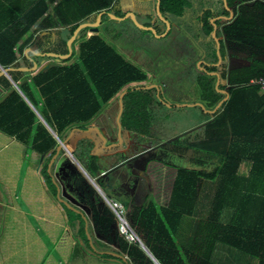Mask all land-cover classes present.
Here are the masks:
<instances>
[{"label": "trees", "instance_id": "16d2710c", "mask_svg": "<svg viewBox=\"0 0 264 264\" xmlns=\"http://www.w3.org/2000/svg\"><path fill=\"white\" fill-rule=\"evenodd\" d=\"M15 1L17 0H0V68L4 69L30 66L26 62L20 63L19 59L25 60L23 51L31 45L34 34L47 28L43 26V21L34 29L46 10V0L28 9L23 8L19 1L15 4ZM117 1L59 0L57 8L71 5V15L58 16L55 24L56 27H70L67 39L61 42L64 47L61 54H67L66 41L79 24L93 15L96 17L102 11L112 13V4ZM218 2L220 15L228 18L224 1ZM226 3L233 10L234 18L230 23L216 22L218 28H221L218 36L223 37L219 41L222 62L209 72H216L222 80L227 81L226 85L219 86L218 89L226 90L229 97L211 116L212 120L200 129V134H196L197 130L179 138L166 145L170 148L164 152L166 158L157 156L152 159L176 168L177 174L167 206L145 202L141 207L134 206L129 213L130 225L140 236L139 238L137 235L147 252L137 242L129 245L118 235L114 216L100 194L77 166L66 158L71 174L76 177L75 184L88 187L94 198L90 205L91 226L96 235L93 241L102 252L110 251L127 257V264H155L150 256L156 264H216L212 257L219 245L237 251L235 254L246 262L264 264V95L260 94L258 86L250 84V80L264 76V2L226 0ZM40 5L42 10H39ZM192 6L191 0H160V12L174 17L184 15L185 10ZM116 13L121 17L125 15ZM106 18L109 16L105 15L103 20ZM150 19L152 22L147 24L150 27H154L159 21L156 15ZM212 19L214 20V15L211 11L198 18L204 24L205 36L211 38V44L216 46L212 39ZM155 29L159 34V29ZM86 30L88 29L82 30L80 35ZM79 43V52L75 51L72 58L65 61L70 62L77 54L78 60L75 63L66 66L53 63L35 76L16 70L10 72V78L18 90L8 78L0 77V86L8 91V95L0 101V133L15 139L13 146L24 148L26 155L23 172L29 166L32 155H36V163L42 159L41 175L53 199L56 187L47 172V166L59 145L57 140L65 141L74 127L85 132H76L67 143V148L72 152L71 145L83 135L94 137L96 149L93 154L90 150L93 146L88 147L83 142L87 157L83 159L86 155L83 153L77 158L87 173L92 178H97V184L102 189L104 182L100 175L104 170L99 163V156L117 152L121 148L124 150L129 145L132 156L148 149L142 143L149 137V121L144 111H136L145 101L139 107L136 102L138 96L150 90H129L123 97V146L104 150L101 147L102 140L96 133H86L115 96L131 83L146 81L147 76L125 60L101 35H92ZM74 45L75 43L73 47ZM225 45L232 58L245 54L248 64L228 71L223 59ZM217 57L214 53V63H217ZM215 81L216 78L211 76L209 82L202 85L201 97L206 111H213L225 97L217 92ZM112 129L113 127L109 130ZM131 136L136 138L133 144L128 140ZM158 145L155 144L154 147ZM49 152L51 153L48 154ZM187 153H192L188 157V167H178L175 162L184 161L189 155ZM65 154L61 150L59 156ZM171 158L175 162L167 163V159ZM119 160H126L123 153ZM242 166L248 168L246 173L240 172ZM208 181L213 185L211 191H214L209 196L201 194L203 185ZM105 197L111 201L108 195L105 194ZM207 197L210 205L207 211L199 214L198 203L201 198ZM124 206L127 208L125 203ZM22 208L29 212L26 206L23 205ZM65 209L69 226L75 230L80 224L76 236L79 240L75 238V256H72L75 259L91 248L82 216ZM194 216H197L194 224L183 222L184 217ZM29 221L32 226H36L34 230L47 249L39 264H48L52 259L57 264H66L55 250L59 242L51 244L33 216H29ZM186 225L192 230L188 242L180 238V232L186 229ZM112 247L114 248L111 249ZM99 259L123 264L110 256Z\"/></svg>", "mask_w": 264, "mask_h": 264}, {"label": "crops", "instance_id": "0c3cea01", "mask_svg": "<svg viewBox=\"0 0 264 264\" xmlns=\"http://www.w3.org/2000/svg\"><path fill=\"white\" fill-rule=\"evenodd\" d=\"M18 1L19 3H21V6L23 8L28 9L32 5L33 6L36 5L38 4V2L42 0H17L15 1V4H18ZM46 1H47L46 10L43 14V17L36 22L34 29L38 27L39 24L43 21H44L43 26L47 28L44 30H40L39 32H36L34 34L32 43L28 47L32 50V53L28 52L26 55L25 54V50L27 49L26 48L23 51V56L25 60L23 58L19 59L20 63H25V62L29 63L31 67L33 66V64H36L38 66L39 72L42 71L43 67L45 66H48L53 63L56 64L53 58L46 57L44 56V54L54 53L57 55H62L61 51L64 50V47H62L61 42L62 40L67 39V36L69 34V28H70L67 25H64V26L59 25L58 27H56L55 24H56V20L58 16L69 17L71 15V9H70L71 5L69 7L62 6L60 8H57V3L59 0H46ZM260 1L264 2V0H260ZM201 5L202 6L200 10V16H204V13H205L204 9H207L208 7H210V9L212 10L210 11L214 15V20H216L215 24L217 21H225L227 23H230L234 18V13L232 9H230L233 15L231 20H229L230 13L227 10L226 11L229 13L228 18L222 17L220 15L221 8H220L218 0H214L212 2H207V0L205 1L202 0ZM42 8L43 7L40 5L39 10H42ZM112 8H114L112 13L116 15H117L116 12L123 13V14L130 12V11L125 12V8L122 6L119 8L116 5V2L112 4ZM133 12H135L137 15H140L146 18L147 21L146 23H142L143 25L147 26L148 23L152 22V19H150L151 18L150 8H149V11L147 12L140 11V10L138 11L134 10ZM191 15H192L191 13H187V14H184V16L182 15V17L180 16V18H178L179 23L190 22L192 18ZM193 15L195 16L194 13ZM212 20H211V23H212ZM54 26L55 28H52ZM156 27L160 31L158 35L162 34L164 29L162 30L161 28L163 26L161 25L160 27L156 25ZM220 29L221 28H218L217 26V29H216L217 36L219 34ZM185 32L189 38H191L194 42L197 43L199 50H203L204 48L205 50H207L208 60H206V62L208 63V65H211V67L218 66L217 65L218 61L217 63H214L215 45L211 44V38L205 36L203 29L198 30L195 27L193 28L189 25V29L185 30ZM213 32H212V39L214 40ZM218 39L219 41L223 40L222 35L218 36ZM74 48L75 46L73 47V50L75 53V51L77 50ZM218 51H219V48H218ZM229 58H232V57L230 56L229 51L227 50V46L225 45V55L223 57L225 63L228 62ZM199 59L200 60L202 59L205 61L204 55L201 56V58ZM204 61H201L200 65H202ZM244 61H245L244 63L248 64L246 58L244 59ZM221 62H222V58H221ZM69 64H70L69 62L60 61L57 65L66 66ZM30 66L23 65L22 67L30 68ZM227 70L230 71L231 69H227ZM35 75L36 73L31 74V76H35ZM220 81H223V83H221ZM218 82H220L218 87L227 84V81L222 80L220 77H219ZM139 83H131V84L133 85V84H139ZM214 86L216 88V83ZM119 94L117 95V97L115 96L109 102L107 106H105L102 114H100L86 130V133H88L87 131L90 128L97 127L103 131H106L107 133L106 137L108 139L107 145H111L112 143H117V117L119 115ZM7 95H8V91H6L2 86H0V101L3 100ZM117 99H118V104L115 105V102ZM199 101L202 102L203 105L205 104L202 98ZM123 111H124V107H123ZM211 116L212 115H209V119L202 121L200 124L206 121L210 122L212 120L210 119ZM120 124H121V118H120ZM205 124H202V126L200 127H203ZM112 127L113 129L112 131H110L109 129ZM114 128H116V131H114ZM74 129H79V128L74 127L73 129H71L69 131V136H70V133ZM79 131L85 132L84 130H81V129H79L76 132H79ZM75 133L73 134V136L75 135ZM92 133H95V132H92ZM128 140L130 143H133L136 140V138L132 136V137H129ZM83 142L87 143L88 147L89 145L93 146L92 149H90L92 150L91 153L93 154L94 150L96 149V141L93 136H87V135H83L82 137L77 139V141L74 144L71 145L72 152L70 151L69 152L73 155L75 159L71 158L67 152H66L67 153L66 155L59 156V153L61 150L58 152V154L55 151V154L53 155V157L54 156L56 157L51 165L49 172L47 169V172L49 173L51 177L52 183L55 181L59 188V191H58L57 187L54 185L56 187V196H55V199H53L50 193L48 192L44 177L41 175V169H42L41 160L42 159L36 163V161H38L36 158V155H32V158L29 160V166L25 167V171L23 172L24 168H22V166H23V161L25 160V155H26L24 148L19 145L13 146V144L16 143L15 139H11L7 137L6 135H3L2 133H0V242L1 241L4 242L3 251H0V264H29L30 260L34 264H39L41 260L40 259L41 252H40L39 244L37 243H40L43 246L44 254L47 251L40 237L37 235L36 231L34 230V227L31 225L29 221L30 215L36 219V222L38 223V225L40 226V228L42 229L46 237L49 239L51 244H56V242H59L58 247L56 246V249H55L59 258L62 257L66 259L69 257V254L71 253V251L75 249L74 246H76V243H75L76 239L79 240V238H77L76 236H78V233L80 230V224L78 223L75 230H73L69 226V217L65 209L68 207H66L65 204L60 203L59 198L68 202L75 209L83 212V215L87 218V221H85L83 216L80 214L82 216L83 222L85 223V234L86 236L87 234H89L92 238V244L94 243L93 239L96 238V235L91 226L92 214L90 211V205L92 201H94V198L91 196V190L88 187H82V186L79 187L75 184L74 181L76 177H74L71 174V170L68 168L66 164V158H69L77 166V168L84 174V176L89 181L91 186L97 191L95 186L89 180V177H87V174H88L87 171L85 170L82 163L77 158V156L81 157L83 153L86 154L83 150L84 149ZM102 145H103V141H102ZM123 145H124V139L122 141V144L117 147H120ZM130 146L131 145H129L128 147H125L124 150H122L121 148L117 152H112L109 154H104V155L99 156L100 158L99 163L103 167V170H104V172H101L102 174L100 176H102L104 173H107L104 177H102L103 182H104L103 187L110 194L111 201H115L113 184L115 183L116 179H118L119 177H124L126 173H128V171L130 170H132L133 175H135L137 172H139L140 169L143 170V174H145V176L150 179V175L152 172L150 169L149 170L147 169V163L150 161L156 162L155 160H152V158L147 159L148 156H151V154L149 153H146L147 155L145 153L143 154L141 153L142 155L132 156V154L129 153L131 151ZM117 147H113V148H117ZM102 149L104 148L102 147ZM111 149H104V150H111ZM50 153L51 152H49L48 154ZM122 153L126 157V160L124 161L119 160L120 154ZM86 157H87V154L85 155L83 159H86ZM75 160H77V162L82 166V168L86 171L87 174L83 172V170L81 169V167H79V165L77 164ZM247 171H248V168L246 166L241 167V170H240L241 173H246ZM92 179L95 180V182L97 183V180H96L97 178H92ZM151 186H152V183H151ZM100 189L103 192V195L105 197L103 189L101 187ZM19 199L22 201L23 204L21 203ZM23 205L26 206L29 212H27L26 209L22 208ZM199 205H200V202L198 203V206ZM196 219H197V216L195 217L192 224L195 223ZM32 236L34 237H33L32 245L30 246L28 242H30V237ZM81 244L84 245L83 243ZM93 248L98 253H112L110 251L102 252V250H100L95 243L93 244ZM24 249L27 251L28 254L30 253L29 256H26V254L23 253ZM85 252H86L85 254L82 253L84 257L88 255V256L94 257L95 259L101 260L99 259L101 257H98L93 254L92 249L91 250L86 249ZM103 261H106V260H103ZM56 263L57 262H55L53 259L48 262V264H56Z\"/></svg>", "mask_w": 264, "mask_h": 264}, {"label": "rangeland", "instance_id": "374dc122", "mask_svg": "<svg viewBox=\"0 0 264 264\" xmlns=\"http://www.w3.org/2000/svg\"><path fill=\"white\" fill-rule=\"evenodd\" d=\"M201 2L202 0H197L198 4H201ZM119 5H117L119 8L121 6L125 8V12L134 10L147 12L149 11V8L150 10H153L154 0H120ZM137 18L140 24L146 23L147 21L146 18L140 15H137ZM157 18L159 19L158 23L160 24L161 19L158 16ZM95 19L96 17L93 15L86 22L94 23ZM189 25H192L191 22L180 24L171 23L168 35L162 38H157L148 31L138 29L130 18L117 20L109 17L104 20L99 32L95 33L89 29L83 31L80 40L75 42L74 49L77 50V53L79 52L80 41L84 40V38L87 39L92 35H101L102 38L109 45L115 48V50L121 54L125 60L134 65L137 69H140L147 76L146 81L139 84H129L126 87L134 88L154 86L153 88L148 89L150 92L138 96L136 102L139 107L142 101H145V103L142 104L143 106L140 109H136V111L137 113L144 111L147 121H149L147 124V126H149L147 131L149 137H147L144 141V146L147 148H154L155 144H159L158 146L163 145V149L168 151L170 148L165 146L168 141L184 136L185 134L187 135V133L195 131L197 128L199 129L202 124L208 122L206 121L200 124L202 121L208 120L209 115L206 114V109L200 105L203 103L199 100L202 98L201 95H203L204 84L209 82V79L212 76L211 73H214L209 72L213 66L211 67V65H208L206 62V60H208L207 50H205V48L203 50H199L197 43L187 36L185 30L189 29ZM161 29L163 30L164 28L162 27ZM165 31L166 27L164 33ZM215 43L217 46L216 40ZM216 46L215 54L217 55ZM203 55L205 57V61L199 59ZM245 56L246 55L241 54L237 58H229L228 62H226L228 69L246 66L247 63H244ZM77 60L78 56L76 54V56H74L69 63H75ZM201 61H204L202 65H200ZM217 81L218 79H216L215 83H217ZM116 104H118V99L115 102V105ZM200 132L201 130H198L196 134H200ZM192 138H194V135ZM187 154L189 155L185 157L186 159H184V161L181 160L182 162L177 161L176 163L174 158H171L167 159V163L171 162L172 164V162H175L178 167H188V157H190V154L192 155V153ZM155 155L157 154L152 152L151 156H148L147 159L156 158ZM147 169H150L152 172L150 175L152 192H149L146 201L142 198L143 194L137 207L142 206L145 202H152L157 206H167L172 185H174L176 178L177 169L165 163H158L154 161L147 163ZM212 186V183L209 181L206 182V184L203 185L202 194L208 196L209 193L212 194L214 192L210 190L212 189ZM103 191L104 194H109L104 187ZM108 196L111 198L110 194ZM102 200L108 207L103 198ZM114 200L123 205L126 212L125 217L130 225L129 213L134 209V205H128V203H125L128 207L126 208L123 200L117 199L116 197H114ZM209 205L210 202L208 197L201 198L200 205L198 206L199 214L207 211ZM101 206L102 205H100V207ZM108 209L110 210L109 207ZM194 219L195 216L192 218L184 217L183 222L186 221L192 224ZM33 227L36 228L35 225H33ZM191 235V227L189 228L187 225L186 229L180 232V238L182 241L188 242V238H190ZM33 237L34 236L30 237V242H28L30 246L32 245ZM87 239L92 249V242L89 240L88 234ZM3 243V241L0 242V251H3ZM37 244H39L42 258L44 248L40 243ZM113 248L114 247L111 249ZM74 251L75 250L73 249L69 254V257L66 259L61 257V260L66 264L117 263L114 260L108 262L103 260L101 261L88 255L84 257L82 253L85 254L86 252L80 253L79 256L74 259ZM235 252L237 251L223 245H219L217 250L214 251L212 260L216 264H255L256 261H252L251 263L246 262L243 258L238 257ZM23 253H25L26 256H29L30 254H28L25 249L23 250ZM29 264L34 263L30 260Z\"/></svg>", "mask_w": 264, "mask_h": 264}, {"label": "water", "instance_id": "95a60500", "mask_svg": "<svg viewBox=\"0 0 264 264\" xmlns=\"http://www.w3.org/2000/svg\"><path fill=\"white\" fill-rule=\"evenodd\" d=\"M223 1H224V4H225V5H224V6H225V9L230 13L229 20H231L232 17H233V15H232V11L227 7L226 0H223ZM159 6H160V0H156V14H157V16L161 19V21L165 24V26H166V31H165V33H163V34L158 35L157 32H156V30L154 29V27L145 26V25L140 24V23L138 22L137 14H136L135 12H133V11L128 12L124 17H118V16L114 15V13H107V12H105V11H102V12H100V13L96 16V19H95L94 23L84 22V23H81V24H79V25L77 26V28L73 31L71 37H70V38L67 40V42H66L67 51H68L67 54H65V55H57V54H54V53H46V54H44V56H46V57H50V58H53V59H54V62H55L56 64H58L60 61H66V60L70 59V58L72 57L73 53H74V50H73V44H74L76 41H78V40L80 39V37H81L80 32H81L82 30H84V29H89V30H91V31H93V32H95V33L99 32V30H100L99 28H100L101 23H102V17H103L104 15H106V14H107L109 17H112V18L117 19V20H125V19H129V18H130V19L135 23V25L137 26L138 29H141V30H144V31H148V32L152 33V34H153L155 37H157V38H162V37H164V36L167 34V32L170 30V21L168 20V18H166L167 15L164 16V15L160 12ZM215 21H216V20H212V24L214 25L213 38L217 41V55H218V65H219L220 62H221V57H220V54H219V51H218V48H219V39H218V37H217V35H216L217 25L215 24ZM28 52H31V53H32V50H31L30 48H27V49L25 50V54L27 55ZM38 55H40V54H38ZM46 67H47V66L43 67V70H44ZM15 70H16V71L28 72V73H31V74H33V73L38 74V73H39V71H38V66H37L36 64H33V66L30 67V68H26V67H21V68H17V69H15V68H7V69L0 68V77H1V76H5L6 78H8V79L11 81V83L13 84V86L15 87V89H17V90H18L17 85L13 83V81L11 80L10 75H9L10 72L15 71ZM40 72H41V71H40ZM211 74L214 75V76H216L217 79L219 80V75H218L217 73H211ZM220 82L223 83V81H220ZM220 82L217 81V83H216V89H217V92H221L222 94H224V95H225V98L222 99V100L218 103V105L213 109V111H205L206 114H208V115H214V114L218 111L219 107H220L224 102H226V100H227V98H228V96H229V94L227 93L226 90H219V89L217 88ZM153 87H154V86H150V87H149V86H144V87H134V88L126 87V88H125V89L119 94V115H118V117H117V143H112L111 145H107V143H108V139H107V137H106L107 133H106V131H103V130H101L100 128L92 127V128H90L87 132H89V133H90V132H91V133H92V132L97 133V134L99 135V137H100V138L102 139V141H103V145H102V147H103L104 149H111V148H113V147H117V146L121 145L123 139H122V127H121V124H120V118H121V115H122V112H123V97L128 93L129 90H132V91H134V90H148V89L153 88ZM200 105H201L202 107H204L203 104H200ZM184 106H189V105H184ZM200 128H202V127H200ZM200 128H199V129H200ZM199 129H197V130H199ZM78 130H79V129H74V130L70 133V136H69L65 141L57 140V141H58V144H59L58 147L56 148V152H57V154H58V152H59L60 150H65L71 158L75 159V158L73 157V155H72V154L69 152V150L67 149V143L70 141V139H71V137L73 136V134H74L76 131H78ZM197 130H195V131H197ZM195 131L189 132V133H187V134H192V133L195 132ZM185 135H186V134H185ZM185 135H184V136H185ZM184 136H180V137H178V138H176V139H174V140L168 141L166 144L174 143L176 140H178L179 138H182V137H184ZM151 151H152V150H148L147 152H145V154H146V153H150ZM142 154H143V153H142ZM142 154L140 153L139 155H142ZM139 155H137V156H139ZM146 155H147V154H146ZM55 157H56V156H54V157L51 159L50 163L48 164V168H47V169H48V172H49V170H50V168H51V165H52V163H53ZM75 161L77 162V160H75ZM77 164L79 165V167H81V169L83 170V172L86 173V171L82 168V166H81L78 162H77ZM124 164H125V163H124ZM86 174H87V173H86ZM106 174H107V173H104L101 177H104ZM87 177H89V180H90V181L92 182V184L95 186V188L97 189V191L99 192V194L102 196V198L105 199V197H104V195H103V192L101 191L100 187L97 185V183L95 182V180H93L88 174H87ZM53 183H54V185L57 187V190L59 191V188H58L57 183H56L55 181H54ZM59 202L62 203V204H65L66 207H68L69 209L73 210L74 212L81 214V215L83 216V218L85 219V221H87V218L83 215V212H82V211L75 209V208L72 207L68 202H66V201H64V200H62V199H60V198H59ZM88 236H89V240L92 242L91 236H90L89 234H88ZM142 248L144 249V251H146V249L144 248V246H142ZM92 252H93L94 255H96V256H98V257H103V256L106 255V256H110V257H112V258H114V259L120 260L123 264H127V263H128L127 257H124V256H122V255H117V254H112V253H98V252H96V251L94 250V248H93V244H92ZM146 252H147V251H146ZM148 255H149V254H148ZM149 256H150V255H149ZM150 258H151L152 261H154V263L156 264V261H155L151 256H150Z\"/></svg>", "mask_w": 264, "mask_h": 264}, {"label": "flooded vegetation", "instance_id": "af4514ba", "mask_svg": "<svg viewBox=\"0 0 264 264\" xmlns=\"http://www.w3.org/2000/svg\"><path fill=\"white\" fill-rule=\"evenodd\" d=\"M203 1H205V0H203ZM207 1L212 2V0H207ZM191 2L193 4L192 8L186 9L184 14L191 13L193 15V13H194L195 16L191 15L192 18H191L190 22L192 25H190V26L193 28L195 27L198 30H202L204 28V24L202 22H200V20H198V18L200 17V10H201L202 2H201V4L200 3L198 4L197 0H191ZM119 4H120V0H118L116 2V5H119ZM159 9H160V6H159ZM113 10H114V8H112V12H113ZM204 10H205V13H207L211 9H210V7H208L207 9H204ZM107 13H109V12H107ZM150 13H151L152 17H153V15L157 16V14H156V0H154V8H153V10H150ZM126 14L127 13H125V15ZM163 15L164 16L167 15L166 18H168V20L170 21V25H171V23L180 24L179 19H178L180 17H174V16L169 15L168 13H164ZM124 16H122V17H124ZM103 17H102V23H101V26L99 29H101L102 24L104 23ZM119 17H121V16H119ZM156 25H158V26L162 25L164 27V30H165L166 26L162 21L160 22V25L158 22H156L154 25V29H155ZM163 33H164V31H163ZM168 33L166 35H168ZM123 107H124V105H123ZM144 144L145 143H142L143 146H144ZM166 145H168V144H166ZM163 147H164L163 145L155 146L154 148H148L145 152H147L148 150H152L149 154H152V152H153V153L157 154V155H155V157H157V156L163 157L164 152H165ZM145 152H143V153H145ZM166 157L164 156V158H166ZM113 191H114V195L116 198L123 200L124 203H128V205L131 204V205L137 206L139 204V200L141 201L142 198L146 199L149 192H152V186H151L150 179L148 177H146L145 174H143V170H139V172H137L135 175H133L132 170H130V171H128V173H126V175L124 177H119L118 179L115 180V183L113 184ZM141 196H142V198H141Z\"/></svg>", "mask_w": 264, "mask_h": 264}, {"label": "built area", "instance_id": "2783aa9c", "mask_svg": "<svg viewBox=\"0 0 264 264\" xmlns=\"http://www.w3.org/2000/svg\"><path fill=\"white\" fill-rule=\"evenodd\" d=\"M250 84L258 86L260 94L264 95V76L250 80ZM104 201L106 202L114 216V222L116 224L118 235L123 238L124 241L129 245L137 242L142 246L140 239L127 222V218L125 217L126 212L123 205L116 201H109L107 198H105Z\"/></svg>", "mask_w": 264, "mask_h": 264}]
</instances>
